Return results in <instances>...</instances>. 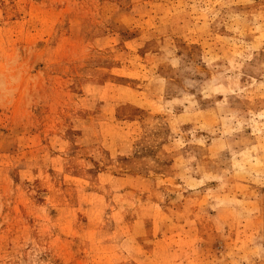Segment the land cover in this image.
<instances>
[{"label": "rangeland", "instance_id": "1", "mask_svg": "<svg viewBox=\"0 0 264 264\" xmlns=\"http://www.w3.org/2000/svg\"><path fill=\"white\" fill-rule=\"evenodd\" d=\"M0 264H264V0H0Z\"/></svg>", "mask_w": 264, "mask_h": 264}]
</instances>
